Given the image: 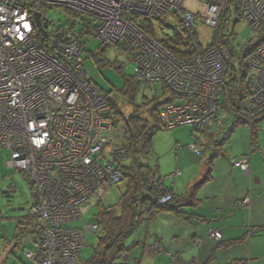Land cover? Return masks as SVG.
<instances>
[{
	"label": "built area",
	"instance_id": "1",
	"mask_svg": "<svg viewBox=\"0 0 264 264\" xmlns=\"http://www.w3.org/2000/svg\"><path fill=\"white\" fill-rule=\"evenodd\" d=\"M197 1L203 7L200 14L185 10L186 0H0V145L9 155L7 167L26 174L35 188L37 204L29 214L39 220L41 241L36 251L26 253L31 261L78 264L86 236L97 233L99 225L71 224L83 221L108 190L124 181L122 167L131 159L122 123L84 68L80 33L73 26L89 30L95 23L101 45H121L129 53L136 81L153 95L161 88L164 95V89L171 93L160 103V124L165 129L192 128L198 136L189 149L198 153L204 136L221 124L232 55L225 45H199L194 35L200 23L217 30L229 0ZM54 10L67 17L66 26H53L48 12ZM239 11L254 34L236 46L247 71L245 110L252 123L264 110V45L246 58L244 53L252 49L264 24V0H240ZM170 14L181 32L170 34L160 25ZM37 15L42 27L48 23L47 38ZM145 19L153 22L156 38L139 24ZM169 38L178 39L181 50L191 56H174L163 44ZM42 40L61 56H51ZM234 166L250 176V158ZM172 200L167 195L148 203L165 206ZM249 203L246 199L242 204ZM208 237L220 241L222 232L209 230Z\"/></svg>",
	"mask_w": 264,
	"mask_h": 264
},
{
	"label": "crops",
	"instance_id": "2",
	"mask_svg": "<svg viewBox=\"0 0 264 264\" xmlns=\"http://www.w3.org/2000/svg\"><path fill=\"white\" fill-rule=\"evenodd\" d=\"M226 116L230 117L227 121L220 114L221 124L204 136L201 146L202 148L204 146L206 151L200 147L198 155L201 159L193 161L197 165L194 172L177 179L173 185L168 186V182L165 183L182 203L173 204V209L165 210L149 220L145 219L163 228L169 225L172 229L182 230L176 237L171 235L167 241L164 239L165 244L163 241H157L152 246L158 252L157 255H153L156 264L160 261H164L165 264H232L240 261L264 264V125L261 123L264 119L258 123L255 151L251 152V129L247 124L248 127L242 130L240 146L225 158L219 153L216 155L219 151L216 144L229 131L234 133L237 127L232 128V116L230 114ZM231 137L227 139V143ZM178 149H181L179 154L184 155V158L185 156L191 158L190 154H193L191 150L190 152L185 148ZM153 150L152 142V152ZM243 157L251 159L250 176L234 166L236 160ZM177 161L182 167L190 166L179 155ZM154 170L155 176L159 175L162 178L159 164ZM181 177L182 175L175 178ZM246 199H249L250 203L242 204ZM215 229L222 232L220 241L208 237V231ZM16 231L17 227L15 232L6 229L4 233L1 232L0 264H7L9 259L14 260L13 264H37L25 256L26 251L37 250V240L30 236L18 240ZM197 239H201L198 245L195 244ZM163 244L164 246H161ZM125 246L128 252L134 249L133 254H127L126 264L127 261L129 264V260L137 264L140 253L134 252L141 244L135 240L131 245ZM140 252H144V259L146 250Z\"/></svg>",
	"mask_w": 264,
	"mask_h": 264
},
{
	"label": "rangeland",
	"instance_id": "3",
	"mask_svg": "<svg viewBox=\"0 0 264 264\" xmlns=\"http://www.w3.org/2000/svg\"><path fill=\"white\" fill-rule=\"evenodd\" d=\"M184 6L185 10L195 14H200L203 10L202 4L197 0H186ZM48 17L53 22V26L57 28L64 27L69 23L67 17L62 15L59 10L49 11ZM232 19L233 20L229 25V33H235L232 43L233 45L235 43V46L243 45L245 41L252 38L254 34L248 28L245 21H240L236 26H234V21L236 20L235 15H233ZM160 25L166 27L170 34H173L175 30L181 32V26L173 14L164 17L160 21ZM263 31L264 27L260 32ZM194 35L195 40L199 45L208 47L213 43V40L217 35V30L211 29L203 23H200L195 30ZM257 36L258 32L255 33V37ZM84 44L85 47L81 54V58L84 61V68L93 83L100 90L111 96L113 108L115 111L117 109V113H120L119 115L124 113V117L129 118L141 111L140 115L146 118L149 114V110L152 109L158 101L161 103L165 101L167 98L166 96H171V93H169L167 89H164L166 95H164L163 91L160 89L161 92L158 93V100L155 103L153 102L154 95L151 93L150 89L146 85H142L139 86L135 92L132 90L134 92L133 101H129V96L127 95L129 85L128 81L133 80L135 69L134 64L129 62V53L125 52L122 47H107L102 49L101 43L95 37V32L85 38ZM234 66L237 71L241 70V65L239 63L234 62ZM222 101L224 103L225 98H222ZM132 104L133 106L140 107L135 108ZM118 109H120V111ZM220 114L223 119H226V121L230 119V117L227 118L226 116L229 114L226 109L221 108ZM118 119H121V116H119ZM261 123L264 125V121ZM245 127H248L247 124H237V127L234 129V133L229 131L224 135V137H221V141H218L216 144V147L219 149V151L216 152V155L219 153L227 158L226 155L236 151L237 146H240L239 140L242 135V130L245 129ZM194 136H198V134L193 132V129L189 127H181L177 129L164 128L163 130L157 132L156 136L153 138V152L147 157H143L141 162L143 164H149L153 170L159 164L162 179L166 181L165 183L168 182V186L173 185L177 179L184 178L186 174H192L194 169L197 167L193 161L201 159V156L198 155L200 154L199 152L194 153L189 149V146L194 142ZM230 137L231 139L229 140V143H227V139ZM178 148H185L187 151L189 150L193 153L190 154L191 158L186 156L184 158V155H180L179 151L181 149ZM201 149L206 151L204 146L203 148L201 146ZM178 155L179 157L185 159L186 163H189V168L182 167V164L178 163ZM8 159L9 155L7 150L3 149L0 145V254L2 250L1 232L5 231V229L10 232H15L18 222L27 218L30 210L37 203L35 189L29 181V178L20 171L9 169L7 167ZM176 172H180L182 177L175 178L177 176H172V174H175ZM156 178L159 179V175H157ZM125 189L126 183H121L118 187L108 190L102 199V206H116L119 211V202L122 194L125 192ZM98 210L99 207H93L90 209L88 214L85 215L83 221L75 222L71 224V227H85V225L93 220L94 215ZM142 223L140 224L142 225L141 227L139 225L140 229L137 227L127 235L124 243L129 246L133 243V241L138 240L141 247L135 249L137 251L134 252L135 254L140 253L138 263L144 261L143 264H156L153 260V255H157L158 252L152 248V246H154L157 241L164 242V239L167 241L171 235L176 237L182 233V230L172 229V226L169 227V225L163 228L160 225H155V223H150L146 220ZM147 223H149V226H147ZM100 237V232L86 236L87 245L81 251L78 264H84L92 258L94 252L99 247ZM164 244L161 246H164ZM143 249L146 250L144 259V252H140ZM133 251L134 249L128 253L133 254ZM20 258L24 257L20 256ZM24 261L26 262L27 260L24 258ZM13 263L14 260L9 259L7 264ZM120 263L121 259H117L114 264ZM130 263L133 264L129 260V264ZM159 264H165V262L160 261Z\"/></svg>",
	"mask_w": 264,
	"mask_h": 264
},
{
	"label": "trees",
	"instance_id": "4",
	"mask_svg": "<svg viewBox=\"0 0 264 264\" xmlns=\"http://www.w3.org/2000/svg\"><path fill=\"white\" fill-rule=\"evenodd\" d=\"M239 3L240 0H229V7L222 15L220 25L217 29V35L213 40V43L208 47L213 48L219 45H225L231 52L232 61L228 65L226 79L227 98L225 99L222 108L226 109L227 112L232 116V128L237 126V124H248L250 126L252 139L251 152H253L255 151L254 147L257 145L258 140V123L264 119V110L256 114L252 123H250L245 110V102L248 98V91L245 85L247 71L243 70L244 60H239L240 54L237 50V47L235 46V43L234 45L232 43L235 33H229V25L233 20V15L236 17L234 26H236L240 21H243L239 11ZM139 24H141L145 31L151 34V36L156 38L153 22L151 20L145 19ZM95 25L96 24L93 23L89 30H85L78 25H75L72 28V31L80 33L78 39L82 52L85 47V38L94 33L93 26ZM263 27L264 24L262 25L261 29ZM261 29L258 31L256 43L252 49L245 51V58L253 53L259 46L264 45V31L260 32ZM41 42L43 47L47 49L51 56H61L60 53H58L56 50L54 51L49 46L47 41L42 40ZM163 44L174 56L180 59H186L191 56L189 51L181 50V43H179L178 39L169 38V40H163ZM117 47H121V45H118ZM101 48L103 49L107 47L102 45ZM123 50L125 51L124 48ZM234 62H237L241 65L240 71H237L236 67L234 66ZM90 81L95 90L98 93L103 94L108 99L114 118L118 119L119 116H121L120 122H122L125 141L130 145L131 159L129 162H127L128 164L126 163L122 167L124 177V181L122 183H126V189L119 202V211L117 209L118 207L116 206L103 207L102 201L96 205L99 207V210L94 215L91 223H97L99 225V232L101 233V237L99 238V247L94 252L92 258L84 264H114L117 259H121L120 264H126L128 248L125 246L124 241L127 235L132 230L137 228L145 219L149 220L151 217L165 210L173 209V204L178 205L182 202L178 201L172 190L165 185V181L162 178H160V180L156 179L155 170H153L149 164H143L141 162L143 157H147L151 154L152 142L156 133L164 129L160 124V103L159 101L157 102V95H154L153 100V102L157 103L152 107V109L149 110V114L146 118L140 115V110L138 114L126 118L124 117V113L119 115L120 113H117V109L116 111L114 110L111 96L100 90L93 83L91 78ZM128 84L127 95L129 96V101H133V93L138 89L139 86L144 84L136 81L134 77L133 80L128 81ZM133 107L139 108L140 106ZM118 110L120 111V109ZM245 158L248 157H243L241 159H237L236 161L243 160ZM152 177L155 179V184L153 186L150 185V179ZM167 195H171L173 200L165 206H159L154 202L153 204L148 203L151 202V199ZM137 204H140V206L137 207ZM40 227L41 226L38 218L32 217L29 214L27 218L18 222L16 238L19 240L20 238L30 236L36 239L38 242L41 237ZM18 235H22V237Z\"/></svg>",
	"mask_w": 264,
	"mask_h": 264
},
{
	"label": "water",
	"instance_id": "5",
	"mask_svg": "<svg viewBox=\"0 0 264 264\" xmlns=\"http://www.w3.org/2000/svg\"><path fill=\"white\" fill-rule=\"evenodd\" d=\"M36 22H37L38 27L40 29V32L42 33V35L44 36V38H47L48 37V34L46 32V28L48 27V23H46L44 25V27H42L41 22H40V16L39 15L36 16Z\"/></svg>",
	"mask_w": 264,
	"mask_h": 264
},
{
	"label": "clouds",
	"instance_id": "6",
	"mask_svg": "<svg viewBox=\"0 0 264 264\" xmlns=\"http://www.w3.org/2000/svg\"><path fill=\"white\" fill-rule=\"evenodd\" d=\"M114 47H117V46H114ZM123 114V113H122ZM119 121L121 120V119H118ZM122 123V122H121ZM26 175V174H25ZM1 180V179H0ZM31 182V181H30ZM33 185V184H32ZM96 207V206H95ZM89 223H91V222H89ZM41 232V231H40ZM99 232V231H98ZM41 241V237H40V240H38V243H37V246L39 245V242ZM87 241V240H86ZM86 247V246H85ZM83 250V249H82ZM81 250V251H82ZM29 252H34V251H29ZM26 253H27V251H26ZM26 253H25V256H26ZM80 254H81V252H80ZM26 258H27V256H26ZM28 259V258H27ZM28 260H30V259H28ZM79 260H80V258H79ZM31 261V260H30ZM32 262H35V261H32ZM79 262V261H78ZM35 263H37V262H35ZM38 264V263H37Z\"/></svg>",
	"mask_w": 264,
	"mask_h": 264
}]
</instances>
